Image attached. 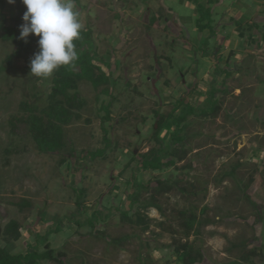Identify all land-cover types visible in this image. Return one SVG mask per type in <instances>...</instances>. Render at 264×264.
Instances as JSON below:
<instances>
[{"label": "rangeland", "instance_id": "obj_1", "mask_svg": "<svg viewBox=\"0 0 264 264\" xmlns=\"http://www.w3.org/2000/svg\"><path fill=\"white\" fill-rule=\"evenodd\" d=\"M189 1L74 0L92 34L84 49L111 81L96 89L83 79L69 90L80 94L81 105L61 124L65 146L57 152L41 151L26 106L45 115L55 72L47 79L30 74L37 45L8 63L16 42L5 40L0 27V247L24 253L40 238L41 250L48 242L64 249L67 264H184L178 249L186 243L199 257L193 264H264V123L255 115L264 90L256 87L258 72L246 77L247 68L225 79L201 70L202 50L231 4L211 8L215 32L201 38ZM167 5L184 26L166 23ZM18 14L17 2L0 0V24L16 25ZM213 88L222 109L217 116L189 115L182 122L187 149L176 155L175 126L154 133L159 114L172 112L178 99L200 107ZM160 148L165 162H175L142 170L140 156ZM160 180L171 187L159 192ZM24 199L31 205L22 207ZM192 213L197 221L189 229ZM73 214L97 225L80 227ZM11 219L20 221L22 236L8 242Z\"/></svg>", "mask_w": 264, "mask_h": 264}, {"label": "trees", "instance_id": "obj_2", "mask_svg": "<svg viewBox=\"0 0 264 264\" xmlns=\"http://www.w3.org/2000/svg\"><path fill=\"white\" fill-rule=\"evenodd\" d=\"M18 4L19 14L17 18V24L14 26H6L3 22L0 24V27L4 30L2 37L5 40H13L16 42L15 49L13 53L8 55L6 61L11 63L14 58L22 56L24 53L29 52L34 45H38V37L34 34H31L27 38V42L20 39V26L23 22V14L26 11V6L22 3V0H16ZM198 14L196 16L197 26L200 30L209 31L214 34L215 29L212 20L211 7H205L201 2L197 1L196 3ZM5 19V15H4ZM154 21V19H153ZM92 34L89 29H82L81 38L75 41L76 51L78 58L69 66H62L55 71V76L53 78V85L51 90V103L45 111V115L39 114L36 110V107L29 106L24 103V105L29 108L30 115L28 117L27 123L30 124L31 133L39 145V148L42 152H57L61 150L64 145V138L62 133V123L68 122L72 116V106L81 105L80 94L75 92L70 95L69 90L72 88H77L78 82L83 79L91 81L93 86L96 89H99L103 84L109 85L111 81L110 74H107L103 71L102 67L98 66L95 63V57L89 49H84L85 45L92 39ZM211 35L208 32H205L206 37ZM209 48V46H208ZM207 48L203 49V56L212 57L213 53H209ZM105 93H110L109 87H105L101 90ZM217 89H211L207 94L205 104L200 107H195L185 99H178L175 101V106L169 114H159V119L154 124V133L156 136H160L162 130H164L169 123L175 126L174 131L170 134V142L173 141L176 145L173 144L170 147H176L177 149L174 153L177 155L180 151H186V139L187 135L184 133L187 124H182L189 115H201V116H217L220 110L222 109V102L217 97ZM62 95L63 100L58 99ZM107 110V119L110 118V104L106 107ZM181 110L179 114L176 112ZM19 121V118L15 116V119L12 121L13 128H16L15 121ZM59 130L60 132H57ZM169 142V143H170ZM172 142V143H173ZM175 161L170 160L165 162L162 157V148L155 150L150 149L148 153L140 156V167L142 170H161L164 166L173 164ZM160 190L159 192H164L171 187L170 181L160 180ZM140 188L144 187L142 183L138 184ZM76 190L83 192L82 188L76 187ZM185 190V189H184ZM135 194V193H133ZM132 199H135L134 195H131ZM80 198V197H79ZM135 200L131 202V205L134 204ZM151 201H147V204H150ZM156 204V203H153ZM31 201L24 199L21 203L22 207L30 206ZM78 205L82 206V201H78ZM159 206V205H158ZM161 207V206H160ZM127 210L123 211V215L128 216ZM96 214V213H95ZM185 214V212H183ZM76 220H74L78 226L83 227L85 225H90L95 227L98 220H81L78 219L75 214L72 215ZM72 217V218H73ZM99 219V218H98ZM73 220V219H72ZM132 220V218L130 219ZM86 221V222H85ZM197 221V216L192 213L185 219V224L189 229H193ZM21 223L17 219H11L5 227L6 240L13 241L18 240L22 236L20 230ZM189 232V231H188ZM120 238L119 240H122ZM117 240V239H116ZM39 243L36 246H29V249L26 252L14 253L7 246L0 247V264H41L43 261H52L56 264H67L64 260L67 253L64 249H55L51 247V243H46L45 248L41 250L39 245L41 239L39 238ZM180 260L184 264H193L198 262V256L193 254L191 248L188 244H183L180 249H178Z\"/></svg>", "mask_w": 264, "mask_h": 264}, {"label": "crops", "instance_id": "obj_3", "mask_svg": "<svg viewBox=\"0 0 264 264\" xmlns=\"http://www.w3.org/2000/svg\"><path fill=\"white\" fill-rule=\"evenodd\" d=\"M197 1L205 7L211 8L226 3V0H190L188 2L189 7L195 8ZM230 4L231 6L223 16L222 21L216 27V34L210 38L212 44L209 46L208 52L211 53L212 50H215L214 55L212 57L202 55L199 58V64L203 66L201 70L210 74L214 71L225 79L231 70L236 72V76H239L240 71L247 68L245 70V73L247 72L246 77H254L256 76L255 73L258 72V82L255 80V84L256 87L264 90V0H230ZM166 7V23H171L173 27L174 25L176 27L178 23L184 26L185 23L181 15L172 7L168 5ZM197 14L196 6L194 16ZM171 16H173L172 21H170ZM158 21L157 17H154L153 22ZM227 26H230L228 27L229 30H227ZM185 29L189 32L187 27ZM200 32L201 38H204V32L202 30ZM239 64H243L245 67L240 68ZM250 65L254 69H251ZM258 70L263 73L259 75ZM253 86L255 85L253 84ZM257 98H261L263 107L255 115L259 114V119L264 123V91L263 95H259Z\"/></svg>", "mask_w": 264, "mask_h": 264}, {"label": "clouds", "instance_id": "obj_4", "mask_svg": "<svg viewBox=\"0 0 264 264\" xmlns=\"http://www.w3.org/2000/svg\"><path fill=\"white\" fill-rule=\"evenodd\" d=\"M16 0H8L15 4ZM26 6L19 38L27 42L38 37L39 51L30 61V74L47 79L62 66L78 58L75 41L81 38L84 25L74 0H22Z\"/></svg>", "mask_w": 264, "mask_h": 264}]
</instances>
